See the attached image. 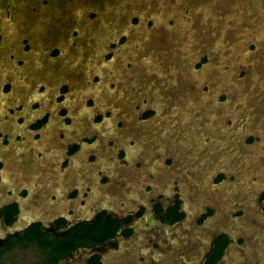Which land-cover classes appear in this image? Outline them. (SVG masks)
<instances>
[{"label":"rangeland","instance_id":"rangeland-1","mask_svg":"<svg viewBox=\"0 0 264 264\" xmlns=\"http://www.w3.org/2000/svg\"><path fill=\"white\" fill-rule=\"evenodd\" d=\"M175 5L188 6V11L192 10L194 13L188 20L181 18L177 21L174 18L179 9L173 10ZM263 14L264 0H0V133L7 135L6 145L1 142L0 137V160L3 162L0 167V177L3 178L0 181V200L7 197L18 199V194L24 192V187L28 189L21 201L22 218L17 221V226L24 224V215L50 219L54 214L66 213L69 208L76 215H86L82 212L84 209L80 210L83 208V205H80V196L68 202L63 191L55 199L52 198L54 189L58 186L57 179L71 180L70 184L66 185L77 186L82 192L88 187L93 190L96 185L99 189L103 188L99 183V174H106L110 180L107 183L108 189L104 188L108 192H103L109 193L106 198L112 200L115 211L128 208L133 195L142 198H158L163 195V199H170L176 194L183 199L189 212L194 214L212 208L214 215L204 226H208L209 230L217 227L225 229L234 239L222 264H248L243 255L247 246L246 232L238 228L231 229V225L237 226L248 218L254 228L255 244L264 256V216L257 219L250 216V211L252 214V210L257 207L264 213V163L261 168L250 174L248 171L245 173L248 166H242L244 162L241 163L243 157L240 153H230L229 164L220 162L221 155L230 151V143L238 149H246L264 139V133L261 135L252 129L261 127L264 130V88L258 82L260 77L264 78ZM140 15L146 21L141 19ZM169 15H173L172 18ZM166 17L168 20L165 21ZM244 24L250 25V35L245 38L244 31L247 27ZM142 32L144 34L140 41L133 44L134 33L136 35ZM254 39L259 47L254 43ZM238 40L244 41L231 49V45ZM127 45H132L139 53L145 51L148 55L146 62L142 63L144 68L133 60L125 65L127 70H131L128 76L135 75L129 81L122 80L121 76L115 75L113 71L94 66L93 60L96 64L106 62L108 67L113 66L120 51L123 52ZM238 56L248 58V62L239 61L234 66L233 61ZM217 63L226 66V73L231 70L234 74L237 72V75L232 76L237 85L231 87L230 82L227 84L225 81L226 86L215 91V95H218V106L213 103L216 107L210 109V114L217 116L215 123L222 120L229 132L235 118L231 113L237 104L240 112L245 111L249 123H252L249 126L250 131L241 132V141L238 137L233 140L236 136L231 132L224 139L225 132L219 127V130L209 131L211 138L207 136V141L203 142L204 126L194 119L195 116L188 118L189 114H184L192 111L190 105H179L175 102L179 94L186 92H198L195 98L190 95L191 101H205L207 97L203 93L208 92L209 85L205 82L199 84L197 76L186 78V71L189 67L192 72L204 69L214 81H218L227 69L223 68L221 72L215 67ZM93 69L101 71L100 77ZM23 72L27 77H23ZM251 74H256L258 81L251 77ZM17 75L21 78L15 77ZM24 82L26 84H22ZM86 82L97 83L103 93L94 96L87 91ZM62 84L68 88L63 96H58ZM110 84L111 89L108 88ZM82 87L85 90L80 92ZM246 90H252L254 93L250 99L245 95ZM70 92L75 96L78 94L77 97L72 95L77 102L68 100L67 95ZM56 98L62 101L56 102ZM35 99L38 105L32 110L31 103ZM156 101L159 102L160 108L156 106ZM19 104L23 105L22 109H18ZM176 105L178 111L173 109ZM57 107L66 109L70 124L63 127L60 117L56 114ZM148 110L152 114L142 118V114ZM34 112H48L51 116L47 128L35 131L44 136L52 128V147L45 146L43 153L54 151L52 153L59 157V151L62 150L61 145L57 144L60 133L74 137L95 136L92 143L81 149L80 158H85L82 164L80 161L69 164L65 173L53 170L54 177L50 179L38 175V170L45 172L47 170L44 169H47L48 165L45 166L42 161L45 156H40L35 152V146H32L34 131L30 133L25 130ZM81 112L86 116L82 117L86 119L85 125L75 122L76 113L82 115ZM96 114L102 117L98 125L92 123ZM159 117L163 119L159 124L145 125L147 133L143 134L144 130L141 133L146 143H143L142 150L136 155L132 153L134 141L116 144L106 127L107 121L114 120L118 130L135 134L140 130V125ZM165 121H169V125H164ZM152 131L156 134L153 135ZM162 139H175L176 143L167 148L166 153L159 159L158 144ZM177 139H180L181 143L177 142ZM22 145H25L23 147L28 151L18 155L17 149ZM119 148L125 151L124 159L127 164L124 166L118 165L115 159ZM111 149V163H114L113 166L110 164L112 167L104 162L102 156L103 151ZM89 153L95 154V161L86 165ZM261 153L264 156V146ZM49 162L54 164L50 165L55 167L53 169L58 170L59 160ZM9 165L18 168L21 175H18L17 170L14 177L5 179L2 172ZM182 174L189 179L184 182L183 187L178 180ZM217 174H222V177L219 181H214ZM193 175L195 180L191 181L190 177ZM235 180L244 182L250 194L233 191L230 186L228 192L225 183ZM255 184L260 186L257 188ZM253 186L257 189L251 190ZM64 187L66 186L62 184L61 188ZM69 187H66L67 190ZM145 188L149 190L147 193L144 192ZM9 191L11 196H8ZM103 195L98 194L90 201L97 203V200L105 199ZM249 195L257 205L250 210L245 209L244 205L245 198ZM85 199L88 200V197ZM26 200L32 201V204H29L30 209L24 204ZM225 200L232 203H228L229 206L219 218L217 207ZM189 228L187 238L181 239L185 228L181 231L175 229V235H164L160 240V248L154 250H151V245L140 235L136 243L121 245L122 250L127 249L122 254L106 256L105 263L139 264L144 257L140 264H156V260L153 261L152 258L159 251L165 254L163 264H170L169 259L174 256L176 247L181 251V257L185 253L189 254L190 261L197 256L196 248L201 245L206 235L195 232L194 227ZM233 249L240 250L239 255L234 258L231 257ZM143 250H147V256L142 255ZM42 256L43 252L33 245L5 251L1 255V261L3 264H39ZM71 264L82 262L74 260Z\"/></svg>","mask_w":264,"mask_h":264},{"label":"flooded vegetation","instance_id":"flooded-vegetation-1","mask_svg":"<svg viewBox=\"0 0 264 264\" xmlns=\"http://www.w3.org/2000/svg\"><path fill=\"white\" fill-rule=\"evenodd\" d=\"M154 8H156V5H154ZM177 9L179 10L177 11ZM188 9H190V7L188 6H184V5L176 6L175 5L173 10L177 11V14L174 19L177 21H180L181 18L188 20L194 13L192 10L188 11ZM169 16H171L172 18L173 15H169ZM263 16H261V18ZM140 17L141 19H144V21H146L142 15H140ZM164 20L166 21L168 20V18L166 17V19ZM252 22L253 20L251 21V23ZM146 25L148 26V24ZM142 26L144 27V24H142ZM244 26L248 28L247 30L244 31V38H245L246 36L250 35V30H249L250 25L244 24ZM136 35L135 33L133 35V41H134L133 44H136L140 41L141 36L138 38ZM243 41L244 40H238L237 42H234L231 45V49L236 48ZM254 43L259 47L255 39H254ZM127 47H131V54L129 55V58L125 64L119 65L115 69V73L120 75L122 78L125 77L126 81H129V79H131V77H134L135 75H134V72H132L134 76H128L131 70H127L125 65L128 64V61L133 60L143 67L142 63L146 62V60H140L138 58V55L139 54L146 55V53L145 51L142 53H139L138 50H136L132 45H127ZM239 61L248 62V58H244V56H238L233 61L234 66L236 65V63H239ZM105 63L106 62L104 63L100 62L98 65V68L103 69L102 67ZM215 67L219 69L221 72L223 68L227 69L226 66H222V64H218V63L215 65ZM203 70L192 72V68L189 67L188 71H186L185 77L192 78V76H197L199 77V80H197L199 84H201V82L202 83L205 82L207 85H209L208 92L203 93V95H206L207 101L206 100L205 101H191L189 97L190 95L195 96V93L189 92V94H187L188 92H186L185 94H182V95L179 94L177 101L175 102H177V104L179 105H184V104L190 105V107L192 108L191 109L192 111L189 112L190 111L189 110L188 111L189 113H184V114L185 115L189 114L188 118L189 117L192 118L193 116H195L194 119L196 121H200L202 127L204 126L203 128L205 129H203L204 131L203 133L205 135V139L203 142L207 141L206 140L207 136L210 137L209 131L213 132L214 130H219V127L222 128L223 131L225 132L224 139H226L227 135H229L228 133L231 132L232 135L236 136L234 138L232 136L233 140H235L238 137V140L241 141L242 139L241 132L243 133L245 130L250 131L251 128H249V126L252 125V123H249L250 121H249V118L246 117L245 111H243L242 113L240 112L241 110L237 104H235L234 106L235 110L233 109L234 111L231 113L235 116V118L233 120V125L229 132L225 129V126L222 120L219 121V123H215L214 119L217 116L210 114V109L218 106V102H217L218 95H215V91L219 88L222 89L224 86H226V82L227 84H229L230 82L229 85L231 87L232 86L236 87L234 85L235 79L233 77L237 75V72L234 74V72L231 70V72L226 73L228 71L227 69L226 71H224L225 73L221 74V76L219 77L220 80L214 81L210 77L209 75L210 73L204 72ZM95 72H97V75L100 77L101 71L95 70ZM213 72L216 74V71L213 70ZM217 73L219 72L217 71ZM22 75L23 77L24 76L27 77V75L24 72ZM255 75L256 74L254 75L251 74V77H253L256 80ZM15 77H20V75H17ZM260 79H261L260 81L258 80L256 81H258L261 84L260 86L264 88V80H263L264 78L260 77ZM22 84H26V82ZM96 84H92V82H88L87 84L86 82V89L88 92H91V94H93L94 96L96 95L100 96V94H102L103 92L101 93L99 87ZM8 85L10 86V84ZM110 87H111V84L110 86H108V88L111 89ZM202 87L203 86L201 85L200 87L201 90L203 89ZM67 88H68L67 85L62 84L57 95L63 96ZM42 89H44V87H42ZM82 90L84 91L85 88L82 87L80 89V92H83ZM75 92L76 91L74 90V93ZM253 94L254 93L252 92V90L245 91V95L247 99H250V97ZM72 95L75 96L73 92H70L67 95L68 100L72 102L73 101L77 102L75 98L73 99ZM232 95L234 96V94ZM196 96H197V93H196ZM44 97H48V96H44ZM75 97H77V95ZM184 97H187V99L186 98L184 99ZM187 100H190V101H187ZM36 101L37 100L35 99L34 102L31 103L32 110H34L36 106L38 105ZM55 101L57 102V101H62V100H58L56 98ZM213 102L216 104V106H214ZM156 106L160 108L158 101L156 103ZM177 106L178 105H176L173 108L176 111H178ZM248 106H249V103H248ZM248 106L246 108H248ZM22 108H23V105L19 104L18 109H22ZM112 108L114 107L112 106ZM76 109L77 107L75 106L74 110ZM197 109L199 110V112H196L198 111ZM113 111L116 112L115 110ZM65 112H66L65 108L57 107L56 114H57V117H60L61 124H63V127L70 124L69 123L70 118L66 116ZM147 112H151V111L149 110L146 111L145 113L142 114L141 117L145 118L144 114H146ZM83 113L82 115L76 113L77 117H75V122L77 124H82V125L86 124V119L82 118V117H86ZM247 114L250 115V113H247ZM50 118L51 116L48 112L47 113H37V114H35L34 112V115L30 117L27 125L25 126L26 131L30 133L34 131L33 132L34 141L31 142V140L29 139V142L33 143L32 144L33 147L35 146L36 148L35 152L40 154V156L42 157L45 156V158H43L42 161L45 162V166L48 165V167L46 166L47 169H44L47 171L42 172L38 170L39 172L38 175L40 177H43V178L45 177L47 179L54 177L53 170L57 171V173L59 172L65 173L67 171V167L69 164L76 163L78 161H80V164H82V161L85 158H80L81 149L86 147L89 143H92L95 140L94 135L91 138H89L88 136H80V137H74V136H69V135L66 136L64 133H60L59 134L60 136L58 139L59 143L57 142V144L58 146L61 145L60 148L62 150L59 151V153L61 152V154H59V157L57 158L56 156L57 154L52 153L54 151H50V152L47 151L48 153L46 152L43 153L42 150H44L43 148L45 146L52 147V144L50 143L51 141L50 139L53 133L52 128H50V130L46 132L44 136H42L41 133L40 135L38 133H35V131L43 130L47 128ZM154 119L155 118H153L151 121H149L146 124L140 125L141 127L139 129L141 131L139 130L138 133H135V134H130L129 132H126L125 130H118L115 127L116 123L114 120L107 121L106 127L111 132V137L114 138L116 144L117 143L126 144V143H131L132 141H134V145L132 146V153L136 155L140 152V150H142V147L144 146L143 143H146V141H144L143 139L144 136L141 133L142 130H144L143 134L145 132L147 133L145 129V125H151L152 123H153L152 125L156 123L159 124L162 118L159 117L155 120ZM20 120L23 121V118H21ZM101 120H102L101 115L96 114V116H94V118L92 119V123L95 125H98L101 122ZM165 122L166 123H164V125H167L169 121H165ZM176 123H175V126H176ZM170 125H172V122L170 123ZM259 128L260 129L256 127L255 129L254 128L252 129L256 132H259L262 135L264 133V130L261 127ZM152 132H153V135L156 134L154 131ZM214 135L216 136V133ZM0 137L2 138L1 142L4 145H6L7 135L4 133H0ZM163 137L165 138L166 136H162V138ZM180 141H181L180 139H177V142L181 143ZM31 143H29V145ZM175 143H176L175 139H171V140L162 139V142L158 144L159 159L166 153L167 148H171V146ZM183 145H186V144L183 143ZM23 146L25 147V145H22L19 147V149H17L18 155L21 152L25 153L28 151V150H25ZM263 146H264V139L257 142L256 145H254L252 148H246V149H238L236 146L234 147L233 143H230L229 144L230 151L221 155L222 157H220L221 159L220 162L222 164L224 163L229 164L228 159H229L230 153L231 154L240 153L241 156L243 157V161L241 163L244 162L242 166H245V165L248 166L245 169V173H247L248 171V173L252 174L255 169L261 168L263 166L262 163H264V160H263L264 156L261 153ZM99 147H100V150L102 151L101 145H99ZM112 151H113L112 149L103 151L102 156H103V160L105 163H107L108 165L111 164L113 166L114 163H111L112 162ZM56 152L58 153V151ZM124 155H125L124 149L119 148L116 152L115 159L118 162V165L120 166H124L127 164V161L124 159ZM46 158L48 160H46ZM87 159L88 160H87L86 165H88V163H92L93 161H95V154L89 153ZM53 160H59L60 163L58 166V170L53 169L55 167L53 168L51 167L54 164L52 163L50 164L49 161H53ZM222 164L220 165L222 166ZM2 165H3V162L2 160H0V167ZM111 165L110 167H112ZM156 168L158 169L157 166ZM17 170L18 168L9 165L5 167V169L2 172V175L5 179H10L16 175ZM240 173L241 172H239V174ZM19 174H20V171L18 172V175ZM99 175H100L99 183L103 185L102 186L103 188L101 189H99L98 185H96V187H93L94 188L93 190L91 187H88V189L86 188V191L84 190L80 192L81 190L79 189V187L70 186L71 187L70 188L69 185H66L67 183L70 184L71 180L61 178V179H57L58 186L55 187L54 193L52 194V198L55 199L56 196H58V194L63 193L64 191V196L66 198V201L68 202L72 200L73 198L80 196L81 197L80 205H83L82 206L83 208H81L80 210L82 211L84 209L82 212L83 213L85 212L86 215L84 214L76 215L71 208L69 209L67 208L68 210H66V213L54 214L52 217H50V219L33 218L30 216L24 215L25 217V218L23 217L24 224L21 226H17L16 224L17 221L20 218H22L21 201L23 199V195H26V193L28 192V189L24 187L23 189L24 192L18 194V199L7 197V198H3L2 200H0V249L5 248L7 249L6 251H9L13 248H28L33 245L37 246V243H35L34 241L45 239L48 241L50 246H46L45 249H42L41 247L37 246L39 250L43 252V256L39 264H71L72 262H74V260L75 261L80 260L82 264H107V263L115 264L111 262L105 263L106 256H110L112 254L113 255L120 254V253L122 254L127 249L124 248L122 250L121 245L129 244V243H136V240H138V237H140V235L143 236L147 240V242L151 245V250H154V249L160 248V245H161L160 240L163 239L164 235L170 236V237L174 236L175 229H180L181 231V229L185 228V230L182 231L184 233H182L181 239L187 238L190 232L189 227L191 226L192 228L194 227V229L196 230L195 232L199 231V232H202V234L206 235L201 245H199L196 248L198 249L197 256L194 259L189 261L190 259L189 254L185 253L184 256H187V258H185L184 256L181 257L182 253L181 251H178V248L176 247L174 256L172 255L171 259H169L170 264H222L223 261L226 260L228 252L230 251L231 246L234 243V239L230 236V234L225 229L217 227V228H213L212 230H209L208 226H204V224H206V222L209 219L211 220L212 219L211 217L214 215V210L212 208H206L205 210L194 214L191 211L189 212V210L184 206L183 199L179 195H176V194H174L173 197L170 199L169 198L163 199L164 198L163 195L159 196L158 198H152L149 196L142 198V197L133 195L132 203L129 205L128 208H125L124 211H115L114 205L111 203L112 200L106 198L109 195V193H106L108 191H106L105 189H108L107 183L109 182L110 179L108 175L106 174H99ZM183 175L184 174L180 175V177L178 178V180L180 181L179 183L181 184V187L184 186V182L189 181V179H186L185 176ZM221 175L222 174H217L215 176L214 181H217V180L219 181L222 177ZM1 179L3 178L0 177V181ZM190 180L194 181L195 175L191 176ZM43 181L45 182V180ZM240 182L241 180L239 181L235 180L234 182H226L225 189L229 192V186H230L233 191L242 192V194L244 192H247L248 194H250V192H248L246 189L248 188V186H246L244 182H241V183ZM62 184L65 185L66 187H69L68 190L66 187H64L66 190L64 188H61ZM255 185L257 186V188L260 186L257 184ZM257 188L253 186L251 190H256ZM93 191L97 194H95ZM103 191H106V192H103ZM148 191L149 190L145 188L144 192L147 193ZM101 193L104 194L103 197L105 199L101 198L100 199L101 201L97 200L98 201L97 203H95L96 201L94 203L90 201L93 199V197L97 196L98 194L100 195ZM8 196H11V191H9ZM245 196L246 195H244V197ZM85 197H88V200H86ZM254 201H255L254 198L251 197L250 195L248 196V198H245V204H244L246 206L245 209L250 210L254 206L257 207ZM31 202L32 201L30 200H26L24 204L27 208H29L30 206L29 204H32ZM228 203H232V202L225 200L221 202L219 206L217 207L219 218L222 216L225 209L229 206ZM250 216L251 218L257 219V218H261L260 216H264V213H261L259 209H253L252 214L250 211ZM191 221L194 224L191 223ZM251 222L252 221L250 220V218H248L245 221H242L241 223H239L237 227L231 225V228L232 227L233 229L238 228L239 230H243L244 232H246L245 237L247 239V246H245V251H243V255L247 259L246 262L248 264H251V263L252 264H264L263 252H261V249L257 248L254 238H253L254 228L251 225ZM22 243H24V246H22ZM51 251H53L52 254H51ZM239 251H240L239 249H233L231 252V257L234 258L236 257V255H239ZM142 255L147 256V250H143ZM164 257H165V254L157 251L155 253V257L152 258V260L153 261L156 260L155 261L156 264H160V263L163 264L164 263L163 261L165 260ZM143 261H144V257H142V259L140 260V263ZM134 264H138V263H134Z\"/></svg>","mask_w":264,"mask_h":264},{"label":"bare ground","instance_id":"bare-ground-1","mask_svg":"<svg viewBox=\"0 0 264 264\" xmlns=\"http://www.w3.org/2000/svg\"><path fill=\"white\" fill-rule=\"evenodd\" d=\"M110 21V20H109ZM105 23V22H104ZM103 25V24H102ZM100 26H101V24H100ZM246 29H248V28H246ZM144 34V32H142V33H138L137 34V37L139 38L140 36H142ZM138 40V39H137ZM137 42V41H136ZM131 54V47H126L125 49H124V51L123 52H121L120 51V54H119V56L116 58V60H115V62L113 63V66H110V67H108V65H107V63L106 64H104L103 65V69H107L108 71H113L114 72V74L115 75H117V76H120V75H118V74H116L115 73V69L119 66V65H123V64H125L126 63V61L128 60V58H129V55ZM116 55V54H115ZM147 56L145 55V54H139L138 55V58L140 59V60H145V58H146ZM114 59V58H113ZM94 66L95 65H99V63H97L96 64V61L94 60ZM90 66V65H89ZM88 66V67H89ZM96 67H98V66H96ZM91 68V67H90ZM99 69V68H98ZM94 70V69H93ZM104 71V70H103ZM204 72H207V70H203ZM190 73H192V72H190ZM104 74V73H103ZM102 76V75H101ZM107 76V75H106ZM122 78V77H121ZM193 78V77H192ZM117 79V78H116ZM122 80H124V81H126V79H125V77H123L122 78ZM235 86L237 85V84H234ZM79 86H80V84H79ZM121 87H122V84H121ZM84 88V87H83ZM203 88V87H202ZM77 89V88H76ZM78 89H79V87H78ZM83 91V90H82ZM197 91V90H196ZM198 93V92H197ZM192 94V93H191ZM76 95H78L77 93H76ZM155 95V94H154ZM158 95V94H157ZM187 95V94H186ZM195 95H196V93H195ZM200 95H202V94H200ZM203 96V95H202ZM181 97V96H180ZM192 97V96H191ZM194 97V96H193ZM199 97H201V96H199ZM211 97V96H210ZM213 97V96H212ZM217 97V96H216ZM203 98V97H202ZM198 99V98H197ZM212 99V98H211ZM216 99V98H215ZM2 100H3V98H2ZM200 100V99H199ZM203 101V100H202ZM157 102V101H156ZM214 103V102H213ZM5 104V103H4ZM79 120H80V118H79ZM104 126V125H103ZM51 132V131H50ZM39 146V145H38ZM41 146V145H40ZM252 151V150H251ZM259 153V152H258ZM259 155V154H258ZM257 155V156H258ZM252 156V155H251ZM260 156V155H259ZM264 160V159H263ZM261 161H262V159H261ZM260 161V162H261ZM263 164V163H262ZM264 168V167H263ZM251 172V171H250ZM262 181V180H261ZM241 183V182H240ZM239 189H240V187H239ZM239 191V190H238ZM258 209V208H257ZM255 213V212H254ZM237 227V226H236ZM233 228V227H232ZM231 228V229H232ZM249 262V261H248ZM252 264V263H251Z\"/></svg>","mask_w":264,"mask_h":264},{"label":"trees","instance_id":"trees-1","mask_svg":"<svg viewBox=\"0 0 264 264\" xmlns=\"http://www.w3.org/2000/svg\"><path fill=\"white\" fill-rule=\"evenodd\" d=\"M151 112H147L146 114H144V117H148L150 116ZM263 198H264V195H263ZM35 240V239H34ZM35 243H37V246L41 247L42 249H45L46 246H50L48 241L43 239V240H36L34 241ZM22 246H24V243H22ZM10 248V247H8ZM7 249L3 248V249H0V264H3L2 261H1V255L6 251ZM53 253V251H51V254ZM50 254V255H51ZM52 257V256H51Z\"/></svg>","mask_w":264,"mask_h":264}]
</instances>
